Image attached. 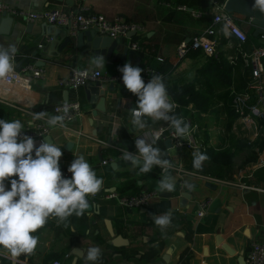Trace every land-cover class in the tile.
Here are the masks:
<instances>
[{"label":"crops","instance_id":"obj_1","mask_svg":"<svg viewBox=\"0 0 264 264\" xmlns=\"http://www.w3.org/2000/svg\"><path fill=\"white\" fill-rule=\"evenodd\" d=\"M206 1L211 5L206 4ZM0 3L33 12H77L83 8L86 14L101 15L110 21L122 19L143 26L144 36L133 38L141 42L144 52L137 53L126 63L140 66L143 57L148 58L149 67L165 75L166 87L175 84L183 86L200 77V70L207 63L202 54L200 58H194L195 55L190 54L185 60L178 62L176 51L181 43L188 42L196 35L205 34L212 26L216 14L212 0H0ZM180 6H186L204 15L195 18L190 12L179 11L177 8ZM2 19L0 16V44L7 46L9 42L15 43V67L22 60H26L23 66H45L39 68L44 71L43 78L32 81L31 89L0 83V119H19L26 127L31 119L23 116L17 108L51 114L56 105L78 100L84 109V115L72 124L71 129L82 132V137L77 138L70 131L68 134L63 130H55L49 137L51 142L61 145L63 155L59 161L60 168L69 167L75 155H84L97 176L102 177L104 181L95 197H88L92 205L89 209L91 215L88 212L81 218L73 215L69 218L68 228L58 224L55 218H50L43 228L34 233L39 236V243L33 256H21V261L26 264H52L55 261L73 264L75 257L72 252L81 250L85 253L86 248L90 246H99L102 249L103 255L99 264H238L239 257L246 259L252 243L264 239V168L251 165L237 172L235 179H242L249 187L247 190L214 184L213 188H209V183L194 181L190 192L193 198L188 201L187 208L181 207L178 178L175 174L171 173L176 181V190L172 193H161L157 187L161 178L157 167L147 174H138V168H133L130 162L121 159L124 150H137L135 140L144 135V132L159 131L169 125L164 121L153 122L146 118L148 127L137 131L131 124L129 110L137 105L138 97L125 86L110 83L102 84L108 87L105 91L106 113H99L94 117L93 112L97 104L92 105L87 101L85 88H80L75 93L58 86L60 79L70 78L74 71L97 70L90 65L92 56L85 54L82 57L84 49H74L75 41L62 48L68 38L66 32L45 23L29 24L16 19L10 35L6 36L1 29ZM240 19V27L252 36L246 48L253 50L263 47L261 36L254 37V32L246 21L241 17ZM29 25L31 28L28 29ZM49 39L51 42L48 43ZM125 41L128 44V41ZM43 42L44 46L41 48ZM234 46L233 39L229 42V39L223 36L218 45L219 55L226 58L233 55ZM122 61V57L117 62L105 60V68L98 70L106 76L114 75L120 72ZM246 74L243 67L235 70L234 90L255 97L256 105L249 108H257L263 112V98L258 91L251 89V72ZM171 99L178 104L172 97ZM192 108V105L189 106V109ZM245 113L257 120L250 111L245 110ZM181 116L199 121L198 124L203 125L205 134L207 128L210 129L207 136L204 134V139H208L211 148L214 146L212 139L216 129L206 126L208 124H204L202 116L194 114L186 117L184 113ZM210 116L213 115L207 114L205 117ZM212 119L216 120L213 124L220 120L226 124L224 115L220 116L219 120L215 117ZM260 124L254 130L255 136L261 130ZM238 125H242L241 117L235 121L232 132L238 129H235ZM241 134L244 133H234L239 140L248 137H240ZM68 143L75 144L69 151L66 149ZM165 143L160 141L156 145L164 152L162 158L169 159L172 164L182 163L189 169L186 159L188 151L178 154ZM36 144L39 146L40 143ZM108 159L112 162L103 166V161ZM12 178L18 179L15 176ZM6 185L10 189V183L6 181ZM152 190H158L160 198L149 207L139 210H125L116 202L105 199L112 192L120 195H138ZM200 201H208L209 208L207 215L199 220L196 211ZM168 210L172 211V223L162 233L154 224L152 214L158 216ZM73 227L75 232L72 231ZM110 232L114 238L122 237L128 241L129 246L115 248ZM218 239L222 242L218 243ZM224 246L233 250L235 255L230 256L223 250ZM169 254L166 262L164 258ZM0 264H12V261L0 255ZM77 264H85L84 255Z\"/></svg>","mask_w":264,"mask_h":264},{"label":"clouds","instance_id":"obj_2","mask_svg":"<svg viewBox=\"0 0 264 264\" xmlns=\"http://www.w3.org/2000/svg\"><path fill=\"white\" fill-rule=\"evenodd\" d=\"M254 11L264 14V0H254ZM225 36L230 35L227 25L222 29ZM17 47L9 42L0 44V83L6 82L14 73ZM90 65L96 69L105 68V58L94 55ZM125 88L138 97L137 105L129 110L131 124L137 131L148 127L147 119L153 122L164 121L174 130V135L183 138L190 135L191 125L182 116L175 114L177 104L168 94L164 78L153 75L148 83L142 78L143 69L125 63L120 68ZM78 75L86 76L87 72ZM69 106L65 102L63 114L51 115L44 111L33 113L27 122L29 129L35 127L36 120L47 117L50 128L65 127ZM24 123L19 119H0V255L9 258L12 264H26L21 256H32L39 243V236L34 235L43 228L50 218L65 228L70 226L69 218L91 215L92 207L88 197L95 196L102 188L104 181L86 160L84 155H75L68 167L71 178H65L59 161L63 155L61 145L43 141L37 146L33 137L24 134ZM159 134L144 132L135 140L138 154L124 150L121 159L138 168V174H147L154 167L162 170L158 181L161 193H172L176 190V181L171 174L172 163L162 158L164 152L155 145ZM192 166L202 170L209 159L199 151L192 154ZM18 177L14 179L12 177ZM6 181L10 183L7 188ZM183 187L189 191L192 184L185 182ZM154 224L163 233L172 223V211L161 215L152 214ZM75 232V227L72 228ZM85 264H99L103 251L99 246H90L83 253Z\"/></svg>","mask_w":264,"mask_h":264},{"label":"built area","instance_id":"obj_3","mask_svg":"<svg viewBox=\"0 0 264 264\" xmlns=\"http://www.w3.org/2000/svg\"><path fill=\"white\" fill-rule=\"evenodd\" d=\"M213 7L216 11L212 26L209 27L205 34L196 35L192 37L188 42L181 43L176 51V58L178 62L185 60L191 52H202L206 58L218 59L219 50L218 45L220 44L221 38H223L224 33L222 29L227 25L230 35L225 36L229 39L235 41L234 54L228 56V62L233 67H237L239 63H242L245 68L251 70L253 85L251 89H255L259 92V95L264 101V46L258 47L253 50H248L246 48L249 37L248 34L240 27V17L228 13L225 9V4L218 0H212ZM171 7L170 5H167ZM179 11L190 12L193 17L201 18L204 14L201 12H195L188 9L186 6H180L177 8ZM9 15L15 20L25 21L29 24L35 23H45L51 26H55L61 30H64L68 37L76 38L80 33H86L90 31H96L101 37L111 38L113 40H127L128 45L136 53H143V48L139 40L134 38H128L131 33L135 34V37H142L145 34V28L141 25L135 23H128L122 19H117L115 21H110L104 16L93 15L84 13V9L77 12H62V11H44V12H33L21 10L18 8L10 7L6 4L0 3V16ZM264 42V35L261 36ZM51 40H48V43ZM44 44L40 47L43 48ZM163 62V60H160ZM79 72H87L86 76L78 75ZM161 75L164 78L165 75L158 72L152 67L143 68L141 73L142 78L145 82H149L153 75ZM44 71L39 69L36 65H25L17 69L15 67L14 73L8 78L6 82H3L7 86H20L25 89H31L32 81L39 80L43 78ZM117 84L123 85L122 73L121 71L111 75L106 76L100 70H88V71H74L70 78H63L58 81V86L66 91H73L77 93L80 88H85L91 84ZM250 94H237L233 103V108L236 110L241 117L242 125H250V127H259V122H261V129L264 136V111H259L257 108L247 107V102L250 101ZM69 106V113L65 120V127L60 128H50L46 121L47 117L42 120L35 121V127L29 129L28 126L23 130L24 134L34 138L35 142L41 143L46 137H49L55 130H63L64 132L69 131L73 136L80 138L83 133L79 131H74L71 129L72 124L75 123L79 118L84 115V109L78 100L67 101ZM65 102L58 104L54 107L51 115L63 114V107ZM22 113V115L32 119V114L30 110L17 108ZM180 107L177 104L175 109V114ZM245 110L250 111L257 117V120L251 118V116L246 115ZM206 115H202L204 118ZM184 118V117H183ZM186 122L190 123V135L183 138H178L174 135V130L169 126L165 129L159 131H153V133L159 134L158 142L170 141L172 149L178 154H182L185 151L188 152H205L210 148V145L204 139V129L203 126L195 122L194 120H189L184 118ZM259 120V121H258ZM250 127L247 129L249 130ZM157 142V144H158ZM156 144V145H157ZM155 145V146H156ZM133 154H138V151L131 152ZM112 162L108 159L103 161L102 165L107 166ZM171 173L175 174L178 178V198H182L184 193H190L186 187H183L185 182H189L193 186V182L209 183L211 185L217 186H230L232 188H237L240 190H247L249 187L242 181V179L236 180V176L233 181H226L217 179L211 175L200 173L196 170L187 169L182 163L172 164ZM253 166V165H252ZM254 167L264 168V156H260L259 161L254 164ZM159 170V175L162 176V170ZM65 178H71V173L68 172V167L60 168ZM242 173V172H241ZM239 176V175H238ZM241 177V175L239 176ZM193 188V187H192ZM264 193V191H263ZM95 197V196H94ZM160 198V193L158 190L145 191L136 196H121L116 192L109 193L105 199L108 201L116 202V204L125 210H139L149 207L154 201ZM209 208L208 201H200L197 204L196 217L200 220L203 219ZM52 264H63L61 261H55ZM246 264H264V239L255 241L251 245V249L246 257Z\"/></svg>","mask_w":264,"mask_h":264},{"label":"trees","instance_id":"obj_4","mask_svg":"<svg viewBox=\"0 0 264 264\" xmlns=\"http://www.w3.org/2000/svg\"><path fill=\"white\" fill-rule=\"evenodd\" d=\"M224 2L225 1L221 3ZM207 3L208 1H206V4ZM208 4L211 5L210 2ZM248 37L249 40L252 39V36L249 34ZM190 54L195 55L194 58H200L203 56L207 63L203 69L200 70V77L196 78L194 81L184 84L183 86H177L176 84L167 86L168 94L181 107L179 113H176V115L181 116L184 113L186 117L194 114L200 117L202 115L212 114L213 116H216L215 118L224 115L226 116V129L228 133H231V136L228 138L229 145H227V148L210 147L205 152H202L209 157V159L204 162L202 170H196L193 168V153L190 152L186 153L187 165L190 170H196L200 173L211 175L217 179L233 181L237 172L256 164L259 161L261 154L264 152V137L259 136L254 142H251L246 136L243 140H239L234 134H232L233 125L240 117V114H238L233 108V103L236 95L241 94L234 90L233 74L235 70L240 67H243L246 70V75H248L251 70L245 68L242 63H239L237 67H233L230 65L227 58L221 54L218 59L206 58L202 52H191ZM139 67L142 69L149 67V59L143 57V62ZM250 75H252V73ZM250 99L251 100L247 106H255L256 98L251 97ZM191 105L193 108L189 109V106ZM198 119L200 120V118ZM241 155L243 161L241 165L237 167L236 157ZM136 195L137 194L128 196ZM121 196L126 195L121 194Z\"/></svg>","mask_w":264,"mask_h":264},{"label":"water","instance_id":"obj_5","mask_svg":"<svg viewBox=\"0 0 264 264\" xmlns=\"http://www.w3.org/2000/svg\"><path fill=\"white\" fill-rule=\"evenodd\" d=\"M254 0H227L225 4V9L228 13L243 18L244 22L249 26L250 30L254 32V37H259L264 35V14H261L258 11H254L252 8V4ZM1 21V29L3 34L9 36L11 33V29L14 26L15 19L9 15H3ZM31 26H28V29ZM29 32V30H28ZM135 36L134 33L128 35V38H133ZM75 41L76 46L74 49L82 50V57L85 54H90L92 57L94 55H102L104 56L105 60H115L116 62L122 57V66L126 63V61H130L131 57L137 55V53L131 49V47L123 40H113L107 37H101L97 34L96 31H90L86 33H80L76 38L68 37L62 45V48L66 47L69 43ZM44 44V42H43ZM88 45V46H87ZM36 55V54H35ZM35 57V56H34ZM26 60H22L16 68L19 69L25 64ZM37 67H44L45 64L39 65L36 64ZM108 87L102 85L101 83L91 84L85 87L87 101L96 106V110L93 112V116L97 117L99 113H106V98H105V91ZM112 90V88L110 89ZM44 141L51 142L50 137H46ZM166 146L169 149H172V145L170 141H166ZM75 144L68 143L66 149L69 151L73 149ZM115 168L116 165H113ZM209 188H213L212 185H207ZM216 188V187H214ZM166 197V196H161ZM193 195L190 193H184L182 198L180 199L181 207L187 208L188 201H191ZM90 202V201H89ZM91 204V202H90ZM112 234V232H110ZM113 238L114 235L112 234ZM222 240L218 239V243H221ZM112 245L115 248H120L123 246H129V242L124 240L122 237H116L113 239ZM230 256H234L235 252L228 248L227 246L223 247ZM83 252L81 250H74L72 255L75 257L73 264H77L79 259L83 258ZM167 255L164 260L167 262L168 257ZM238 264H246L245 257L238 258Z\"/></svg>","mask_w":264,"mask_h":264},{"label":"rangeland","instance_id":"obj_6","mask_svg":"<svg viewBox=\"0 0 264 264\" xmlns=\"http://www.w3.org/2000/svg\"><path fill=\"white\" fill-rule=\"evenodd\" d=\"M213 117H216V116L214 115L212 117L210 116V118L209 117H205V118L202 119L204 124H208L206 126H211V128L213 127V128L216 129V132L214 133L215 136L212 135L214 137V139H212V141L214 143L213 147H215V148H227V145H229L228 144L229 143L228 138H230L231 133H228V131L226 129V124L224 123V121L220 120V121H217V123L213 124L212 122H216V120L212 119ZM217 119L219 120V118H217ZM203 122H202V124H203ZM238 126L239 127H237V126L235 127V129L236 128H238V129L236 131L232 132V134H234V133H244L243 135L241 134L240 137L248 136L249 140L251 142H254L255 139H257V137H259V136L264 137L263 133H262L263 132L262 129L259 130L258 134H256V136H255L254 135L255 127H250V125H244V124L243 125H238ZM249 127H250V129L247 130ZM241 129L243 131H241ZM244 131H246V132H244ZM209 132H210V129L207 128V133H209ZM252 135H253V137H252ZM242 161H243V158L241 156H237L236 157V163H237L236 165H237V167H239L241 165ZM235 176H237V173H236Z\"/></svg>","mask_w":264,"mask_h":264}]
</instances>
